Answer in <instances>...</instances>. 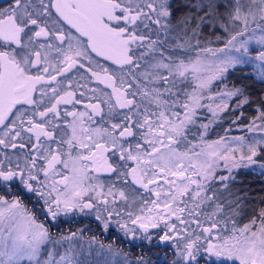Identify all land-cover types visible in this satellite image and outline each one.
<instances>
[{"label": "snow or ice", "instance_id": "6c2138e0", "mask_svg": "<svg viewBox=\"0 0 264 264\" xmlns=\"http://www.w3.org/2000/svg\"><path fill=\"white\" fill-rule=\"evenodd\" d=\"M248 67L264 84V0H0V264H82L59 251L77 233L51 231L77 212L141 248L121 264H153L146 244L160 264H264V206L237 187L264 176V98L246 126L259 139H207L229 100L251 103ZM74 70L105 86L85 111L67 110Z\"/></svg>", "mask_w": 264, "mask_h": 264}, {"label": "trees", "instance_id": "16d2710c", "mask_svg": "<svg viewBox=\"0 0 264 264\" xmlns=\"http://www.w3.org/2000/svg\"><path fill=\"white\" fill-rule=\"evenodd\" d=\"M214 46H217V44H213ZM212 46V45H211ZM194 58V54H193ZM245 72L249 73L247 70ZM251 74V73H250ZM242 73L235 72L231 76H229L228 80L226 81L228 87L230 88L233 83L239 84L240 80L238 79ZM194 85V82H192ZM244 84L248 85V93L250 94L249 98L251 103L249 105H244L240 109L235 108V100H229V108L226 109L224 112L220 113L216 123L211 125V130L209 136L214 135L215 132H221V128L226 125V127H229L232 122H235L239 125H241L243 122L250 121L253 116H255L258 112L256 111L257 107L260 104V101L262 99V93L264 92V84H261L256 77H254L252 74L249 75L247 79L243 81ZM218 85L213 86V90L217 89ZM190 90V88H189ZM206 96L209 95V93L205 94ZM203 103L212 104L213 107H215V103H219V101L212 102L210 100L205 99ZM201 111V110H200ZM243 113V115H241ZM199 115L201 117L200 120L204 121L205 123L207 120V116H203L201 112H199ZM240 117L239 120H237V117ZM198 120V124L200 122ZM227 121V122H226ZM225 127V128H226ZM197 130L196 128H193V133ZM239 179H242L244 181L243 185H237V187H241L244 189H251V191L248 192V197L250 201V207H260L264 206L260 204V198L264 197V176H261L259 174V169L256 171H242ZM247 203V202H246ZM250 215V212H249ZM248 215L243 216L239 218L238 221H243L247 223ZM64 223L60 224L58 228H52V233L56 236V238H59L60 236H70L71 233L76 232L77 236L74 239H77V243H82L83 245H88L90 248L92 245H90L91 238L95 237L96 243L98 244L99 248L100 245H104L107 247L109 244L112 245V253H117L120 256L121 262L124 261V253H128V259L134 260L137 255L140 254L141 248H132L129 243L126 241L121 242L120 237H122V234L119 233L115 228H111L108 231H104L99 227V222L95 220L93 217H88L87 215H79L76 216L75 214H69L67 217H63ZM162 227V226H161ZM83 230V231H80ZM153 232H158L159 230H152ZM162 234V233H161ZM155 242V237H154ZM65 247H61L59 251L63 253ZM144 252L147 256L151 257L153 264H160V261L163 260V253H160L159 258L157 255H154V253L159 252V249L156 247L152 248V252L147 251V244L144 248ZM58 258V257H57ZM168 259H171V256L169 255ZM89 264H95L91 260V258L88 257Z\"/></svg>", "mask_w": 264, "mask_h": 264}, {"label": "rangeland", "instance_id": "374dc122", "mask_svg": "<svg viewBox=\"0 0 264 264\" xmlns=\"http://www.w3.org/2000/svg\"><path fill=\"white\" fill-rule=\"evenodd\" d=\"M221 46L222 45H220V44H217V46L212 45V47H221ZM253 55H255V54L253 53ZM245 70H247L254 77H256L254 72H253V68L252 67H248ZM74 73H75V75H79L80 76L82 71L77 72L76 70H74ZM87 87H90L91 89H94V87L98 88L99 84L96 83V84L93 85V84H90V82H89V84H87ZM223 87H224V84H219L217 89L213 90V92H215L219 88H223ZM263 90H264V88H263ZM86 91H88L91 95L93 94L91 90H86ZM262 98H264V92L262 93ZM204 104L206 105V103H204ZM200 112H201V114L203 116H207L206 122L208 123V121L212 118L211 113L208 111L207 108L201 109ZM256 115H258V113ZM251 120L252 119H250L249 122L248 121L243 122L241 125H239V124H237L235 122H232V124L229 127H226V125H227V123H226V125H224L221 128V132L220 133L218 131L217 132L214 131V135H212V136L208 135L207 139L208 140H217L221 136H225L226 138H228L229 141H231L232 137H238V136L246 137L248 140H252L253 138L259 139L261 137V135H262L261 133H259V132L252 133V132L247 131L246 126L251 122ZM199 123H205V122L200 120ZM257 123H259V121H257ZM194 133L197 134L196 135V140L193 141L195 143V142H198L199 135H198V131L197 130H195ZM189 140H192L191 136L189 137ZM233 146H235V145H233ZM51 147L53 149H55L57 147V145L56 144H52ZM196 150L199 151V148H197ZM0 151H2V149H0ZM10 151L11 152H9V149H7V152L9 153V155H12L14 150L11 149ZM221 174H224V173L221 172ZM93 175H99L100 180L105 183V191H107V185L109 183L108 174H105V173L95 174V173H93ZM93 183H95V181H93ZM117 186L120 187L121 185H117ZM144 195H145V198H148V199L154 198V197L149 196V194H147V193H145ZM117 207L119 209V208L123 207V204L118 201L117 202ZM133 210H138V206H137V209H133ZM73 214H75L76 216H79L81 213L77 212V213H73ZM81 215H85V214H81ZM87 216L95 218V214L94 213L91 214V215H87ZM247 222H248V218H247ZM238 223H239L240 226H242L245 222L238 221ZM77 242H78L77 239H73L70 242L69 241H64L63 245L61 247H65L64 248V250H65L66 248L69 247V244H71L73 246V249H74V254H76L75 255V259L80 261V262H82V264H89L88 257L91 258V260L93 261V263L95 262V264H97L98 260H107L108 264H121V260H120V257H119L120 255L119 254L113 252L111 254H106L105 256L100 257V256L97 255V253L100 252V248H99L98 244L91 243L90 245H92V247L90 248L88 245H83L82 243L80 244V243H77ZM61 247H59V249ZM49 250H53L51 245H49ZM89 253H91V254L89 255ZM105 253H107V247H105Z\"/></svg>", "mask_w": 264, "mask_h": 264}, {"label": "flooded vegetation", "instance_id": "af4514ba", "mask_svg": "<svg viewBox=\"0 0 264 264\" xmlns=\"http://www.w3.org/2000/svg\"><path fill=\"white\" fill-rule=\"evenodd\" d=\"M101 62L104 63L103 61H101ZM108 63L110 64V62H108ZM81 71H82V73L80 74V76H79V75H75V73H74V71H73V72L70 74V78H74L75 81L78 82V83L81 85V87H80L79 90L77 91V98L82 99V103L79 104V105H76V106H75V109L73 108L72 105H68V106H67V110H68V111H73V110H76V111H85V107H84V105L88 102V98L91 97L93 94L91 95L88 91H86V90H91L90 87H87V89H85V88L83 87V85H85V84H89V82H90V84H93V85L96 84V83L99 84V83H98L97 81H95L94 79H87V77L90 76V74L84 72L83 70H81ZM82 74L85 76V79H81V78H80ZM104 87H105V86H104L103 84H99V87H98V88H104ZM94 88H95V87H94ZM81 91H83V92L85 93V95H84L83 98H81V97L79 96V92H81ZM109 91H110V89H109ZM61 107L63 108L64 106H61ZM62 117H63V112H62ZM71 119H72L71 117H67V120H68V121H70ZM57 123L60 124L61 127H65V125H64V120H63V119L58 120ZM56 139L59 140V135H57ZM10 150H11V149H9V152H11Z\"/></svg>", "mask_w": 264, "mask_h": 264}]
</instances>
